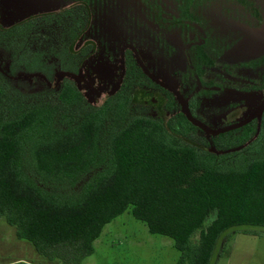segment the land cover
<instances>
[{
    "label": "trees",
    "instance_id": "trees-1",
    "mask_svg": "<svg viewBox=\"0 0 264 264\" xmlns=\"http://www.w3.org/2000/svg\"><path fill=\"white\" fill-rule=\"evenodd\" d=\"M233 1L259 17L252 1ZM38 43L37 20L0 26V54L11 53L9 72L0 55V218L18 239L49 261L82 264L104 227L130 210L151 234L173 240L176 264H214L230 231L264 235V113L212 135L162 89L169 116L141 115L149 109L138 106L139 89L158 86L130 52L119 89L99 106L68 79L57 91L26 93L15 75H37L46 55ZM57 46L54 55L78 60ZM196 51L193 67L179 72L189 92L197 80L208 86L204 67L215 65L203 45Z\"/></svg>",
    "mask_w": 264,
    "mask_h": 264
},
{
    "label": "rangeland",
    "instance_id": "rangeland-1",
    "mask_svg": "<svg viewBox=\"0 0 264 264\" xmlns=\"http://www.w3.org/2000/svg\"><path fill=\"white\" fill-rule=\"evenodd\" d=\"M68 1L0 0V26L8 29L33 18L52 14L57 16L69 4ZM250 1L260 12V23H257V18L248 17L241 7L227 0H197L203 4L202 12L209 20L208 30L215 32L213 41L225 49L218 66L205 77L207 81H216L213 88L216 96L209 98L205 108L199 109L197 115L192 114L210 130H220V126L226 123L244 121L264 100V64L252 65L264 57V0ZM160 2L167 12L175 8V0ZM96 6L91 9V23L85 36L97 45L105 43L106 50L110 47L113 54L108 55V50H98L85 63L80 76L84 95L98 104L106 94L119 86L121 66L118 53L125 43L138 48L143 67L157 81L179 90L180 80L174 72L184 67L185 59L178 35H169L168 42L174 51L169 56L165 55L158 49L156 26L143 15L144 9L138 0H99ZM138 43L146 46L149 52L143 53ZM0 55L5 61V70L9 72L11 53L2 50ZM15 76L20 81H15L14 86L23 92H51L36 75L16 73ZM55 78L49 85L58 89L61 82L57 81L59 75ZM70 78L77 84L76 78ZM219 84L224 85L218 87ZM247 87L252 89L247 90ZM138 112L141 115L151 114L150 110L139 109ZM94 250V254L82 264H176L180 257L173 240L151 234L144 223L132 216L130 210L104 227L101 236L94 242ZM217 255L214 264H264V235L230 231L222 238ZM0 264L63 263L39 256L30 243L17 238L14 227L0 218Z\"/></svg>",
    "mask_w": 264,
    "mask_h": 264
},
{
    "label": "flooded vegetation",
    "instance_id": "flooded-vegetation-1",
    "mask_svg": "<svg viewBox=\"0 0 264 264\" xmlns=\"http://www.w3.org/2000/svg\"><path fill=\"white\" fill-rule=\"evenodd\" d=\"M73 1L74 2H71V0H69V4L66 5L58 15L56 14L57 16L52 14L44 17L33 18V20H37V38L39 41V43L37 44V52L39 54H46L44 55L43 59L40 60L39 58L37 60L36 77L37 79H42V83L49 87L53 92L57 91L60 88L65 79L71 80L75 83L72 78L65 77L62 80H57L59 82L61 81L58 89L56 87H51L49 84L53 81V79H57L55 78L56 75H59L60 77L63 71L72 70L69 71V73H72L71 75L79 77L78 79L80 80V76L82 74V70L84 69L85 63L90 58H92L98 50H108V55H111L112 53V49L110 47H107L106 50L105 43L101 42L100 45H97L95 42L86 38L85 36V32L89 27V24L91 23V9L97 7L96 3L99 0ZM160 1L161 0H138V2L143 6V15L146 16V19L148 21H152L156 26L157 33L160 36L159 37L157 35L156 37L158 49L162 50L165 55L169 56L174 51V48H172L170 46V43L168 42L169 35L171 33L178 35L181 46L184 49L183 57L185 59V63L184 67L174 72V75L179 78L181 85L180 89L177 90V92L183 97L184 100L188 102L190 113L197 115L198 110H201V108L203 109V107L205 108L206 104L209 101V98H211L198 96L199 93L203 90H210L214 92L213 96H216L217 94V92L213 90V88L216 86L215 84H217L216 81L212 79L207 81L205 77L209 71L218 66L221 55L225 49L221 48V46H218L217 42L215 43L213 41L215 32L213 30H208L207 21L209 20H207L201 9L203 4H200V2H197V0H175V8H173L171 12H167L165 6L161 4ZM227 1L231 4L235 3L233 0ZM235 5L238 8L241 7V9L245 11V13H247L248 17H255L254 20L258 19L257 23H260V17L251 15L247 10L244 9L243 6L237 3H235ZM73 29L76 30L75 33L77 35V39L73 47L71 48V46H69V48L68 45H70V43L72 42V36L74 34ZM61 41L63 43H66V48L68 47L67 49L71 53L79 56L77 61L73 62L69 60L68 57L54 55V53L51 52L52 48L55 49V51L61 48L57 46V44H59ZM48 42L50 43V45L48 44ZM138 44L140 45L142 50H144L143 53L149 52L147 51L146 46L144 47V45L141 43ZM201 45L204 46V51L215 61V65L212 67H204L206 72L204 74L203 81L207 83L208 86H206L200 80H197L194 84V90L189 92V85L186 86L188 88H185V83H187L189 80L186 82L182 80L183 76L179 72H184L188 66L193 67L192 59H194L196 56V47ZM190 49H193V55L190 54ZM119 50L120 51L118 53V57L119 64L121 66L120 84L124 79V72L126 70V58L130 52L143 73H145L149 77V79L158 86V88L152 87L139 89V92L142 95L137 100V104L139 107H143L146 109L148 108L152 115L164 114L166 115V117H168L169 110L165 107L167 96L165 92H163V90H167L174 94L176 101L178 102V104H180V111L182 110V106L177 97V94L174 91L164 87L162 83L157 81L149 71L145 70L137 47H135L131 43H125L120 46ZM74 70L79 71L78 74H74ZM16 81L20 80L16 79ZM223 85L224 84H219L218 87H223ZM247 88L245 89H252L250 87ZM262 88L264 90V86ZM240 122L242 121L226 123L220 126V130L229 128L231 126L239 124Z\"/></svg>",
    "mask_w": 264,
    "mask_h": 264
},
{
    "label": "water",
    "instance_id": "water-1",
    "mask_svg": "<svg viewBox=\"0 0 264 264\" xmlns=\"http://www.w3.org/2000/svg\"><path fill=\"white\" fill-rule=\"evenodd\" d=\"M63 76H64V74H62V75L59 77V79H61ZM65 76L76 78V79H77V86L79 87V89L81 90V92H82L83 94H85V93L82 91V89H81V86H80V80L78 79L79 77L74 76V75H71V74H65ZM162 85H163L164 87H166V88H168V89L174 91V92L177 94V97H178V99H179V101H180V103H181V106H182V108H183V113L187 116L188 120H189L190 122H192L195 126H197V127L201 128V129L205 130L208 134L217 135V134H219V133H222V132H225V131H228V130H231V129H234V128H237V127H241V126H243V125H245V124H247V123H249V122H251V121H253V120H255V119L258 120V121L260 122V121H261V118H262V115H263V113H264V100H263L262 103L258 106V108L254 111V113H253L250 117H248L247 119H245L244 121L240 122L239 124H236V125H234V126H231V127H229V128H225V129H221V130H210V129H208L206 126L202 125L199 121H197V120L192 116V114L190 113L189 107H188V102H187L186 100H184L183 97H182L181 95H179V93L177 92V90L171 88L170 86H167V85H164V84H162ZM119 87H120V84H119V86H118L116 89H114L113 91H111V92H109L108 94H106V96L103 98L102 102H101V103H98V104L93 103V102H92L90 99H88L85 95H84V96L88 99V101H89L90 103L99 106V105H101V104L105 101V99H106L109 95H111V94H113L115 91H117V90L119 89Z\"/></svg>",
    "mask_w": 264,
    "mask_h": 264
}]
</instances>
